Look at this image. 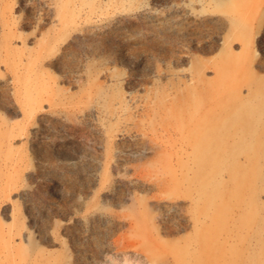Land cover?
Here are the masks:
<instances>
[{"label":"rangeland","instance_id":"374dc122","mask_svg":"<svg viewBox=\"0 0 264 264\" xmlns=\"http://www.w3.org/2000/svg\"><path fill=\"white\" fill-rule=\"evenodd\" d=\"M262 79L264 0H0V264L221 262L194 128Z\"/></svg>","mask_w":264,"mask_h":264},{"label":"bare ground","instance_id":"6f19581e","mask_svg":"<svg viewBox=\"0 0 264 264\" xmlns=\"http://www.w3.org/2000/svg\"><path fill=\"white\" fill-rule=\"evenodd\" d=\"M257 85L246 97L228 89L194 128L192 176L184 180L194 194L192 232L173 247L195 261H209L216 248L221 262L207 264H264V80ZM205 247L212 252L204 255Z\"/></svg>","mask_w":264,"mask_h":264}]
</instances>
